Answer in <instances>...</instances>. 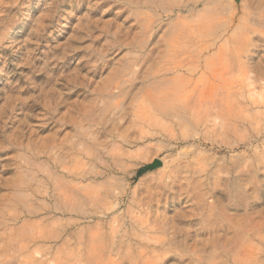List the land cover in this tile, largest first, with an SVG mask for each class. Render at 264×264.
<instances>
[{"label":"rangeland","instance_id":"obj_1","mask_svg":"<svg viewBox=\"0 0 264 264\" xmlns=\"http://www.w3.org/2000/svg\"><path fill=\"white\" fill-rule=\"evenodd\" d=\"M0 264H264V0H0Z\"/></svg>","mask_w":264,"mask_h":264}]
</instances>
